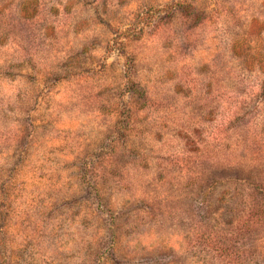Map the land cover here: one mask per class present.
I'll use <instances>...</instances> for the list:
<instances>
[{"label": "rangeland", "instance_id": "1", "mask_svg": "<svg viewBox=\"0 0 264 264\" xmlns=\"http://www.w3.org/2000/svg\"><path fill=\"white\" fill-rule=\"evenodd\" d=\"M0 264H264V0H0Z\"/></svg>", "mask_w": 264, "mask_h": 264}]
</instances>
